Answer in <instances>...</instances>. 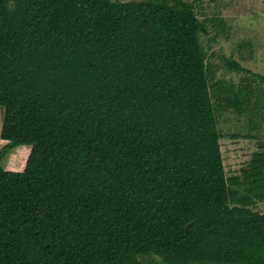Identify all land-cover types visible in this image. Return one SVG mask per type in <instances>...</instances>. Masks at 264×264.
<instances>
[{"label": "trees", "instance_id": "obj_1", "mask_svg": "<svg viewBox=\"0 0 264 264\" xmlns=\"http://www.w3.org/2000/svg\"><path fill=\"white\" fill-rule=\"evenodd\" d=\"M197 3L0 0V264H264V152L226 177L217 120L264 99L209 84Z\"/></svg>", "mask_w": 264, "mask_h": 264}, {"label": "rangeland", "instance_id": "obj_2", "mask_svg": "<svg viewBox=\"0 0 264 264\" xmlns=\"http://www.w3.org/2000/svg\"><path fill=\"white\" fill-rule=\"evenodd\" d=\"M121 3L144 0H114ZM192 2L194 0H186ZM195 14L206 27L199 39L206 57L209 84L237 88L246 82L254 94L264 99V84L256 75L264 76V0H197ZM232 60L246 72H233L225 67ZM252 100V99H251ZM215 105V102L213 103ZM221 132V155L226 177H234L245 168L254 153L264 152V111H246L236 115L233 111L217 112ZM3 109L0 108V130ZM5 145L0 140V149ZM30 146H18L1 161L5 171L21 172ZM252 209L264 213V201ZM146 260V258L144 259ZM151 260H157L153 257Z\"/></svg>", "mask_w": 264, "mask_h": 264}]
</instances>
